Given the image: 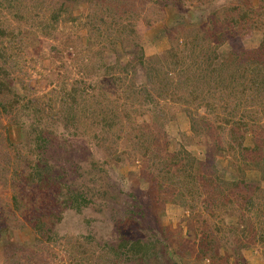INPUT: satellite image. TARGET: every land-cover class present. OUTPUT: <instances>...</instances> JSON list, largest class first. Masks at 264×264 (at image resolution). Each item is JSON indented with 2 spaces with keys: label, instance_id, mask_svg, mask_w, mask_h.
Instances as JSON below:
<instances>
[{
  "label": "rangeland",
  "instance_id": "374dc122",
  "mask_svg": "<svg viewBox=\"0 0 264 264\" xmlns=\"http://www.w3.org/2000/svg\"><path fill=\"white\" fill-rule=\"evenodd\" d=\"M63 1L0 0V25L23 42L0 93V227L8 218L0 264H264V89L240 92L237 76L233 95L219 90L210 66L219 57L215 68L228 79L234 55L258 48L264 0H135L126 9L129 27L118 28L128 49L115 56L103 26L100 40L85 30L93 20L87 0L66 1L68 14L52 22ZM95 53L117 62L116 81L78 71L85 61L98 64ZM149 68L167 77L151 78ZM202 72L192 92L187 78ZM92 85L85 103L73 106L75 125L66 124L62 95ZM14 96L41 115L19 106L9 112L1 104ZM100 113L116 117L109 133L97 125ZM20 125L28 138L42 131L43 147L29 149L45 153L48 170L66 166L68 195L94 192L91 174L101 178L86 208L64 207L65 191L44 201L47 191L29 194L33 185L15 175L26 166L13 156ZM12 198L21 199L20 210ZM141 244L149 250L142 259Z\"/></svg>",
  "mask_w": 264,
  "mask_h": 264
},
{
  "label": "trees",
  "instance_id": "16d2710c",
  "mask_svg": "<svg viewBox=\"0 0 264 264\" xmlns=\"http://www.w3.org/2000/svg\"><path fill=\"white\" fill-rule=\"evenodd\" d=\"M66 1L69 2L72 0L63 1V3L60 4L55 9V11L51 15L52 22H58L59 15L62 13L63 14L67 13V9L65 8V5L67 3ZM134 1L135 0H87L88 5H89L88 17L93 16V20L88 22V24H90V28L86 24L84 28L91 35H95L94 37H92L94 40L95 38L97 40H100L101 39L100 34L103 32L101 26H103L104 31L106 32V35H107L106 38H108V44L111 47L110 50L112 53H115L113 54L114 56L118 55V53H116V50L118 49V47L123 46V52L124 50L127 51L128 49L127 47L125 48V46H127L125 45L126 43V40L124 39L125 37L124 36L122 37V35L118 31V28H120V30L125 32L127 27H129V20H127V23H124L125 18L126 19L129 18L128 15H127L128 18L125 17L127 13L126 9H128L129 4L133 3ZM172 1L181 3L182 0H172ZM111 2H114L119 7L117 9L112 10V8L108 7ZM102 12H104V14H102ZM117 12H120V14L123 13L124 17L117 14ZM128 12H130V10H128ZM115 14L117 15V17H115ZM238 16L239 18H243V15H238ZM113 18H115V20ZM121 19L123 20V22ZM40 33L44 36H50V31H48V27H43ZM28 34H31V33H28ZM31 35L33 36V34ZM18 38H19V33H16L13 28H10V27L6 28L0 25V93L4 92V90L7 89V85L5 84L4 80H5L6 75L8 76V74L11 72L10 67L9 68L6 67L8 60L12 61V64H13V60H12L14 58L13 56L18 54V51L23 50V42ZM13 50L16 51L14 55H13ZM170 53H171L170 50L167 51V54H168L167 56L173 58L174 56H172V54ZM246 53L244 55L242 54L241 57L234 55L235 64H233L232 69L234 68L235 69L233 70L234 73H229L228 79L227 77H222L219 74L220 69H222L220 66H217L215 68L220 58L216 57L214 60L212 59V62L210 63L211 71H212L211 74L218 73L217 80L220 82L219 84L220 86L219 87L217 86V87L219 88V90L222 89L223 91L229 92V94L233 95L235 91L233 90L234 87H231V85L237 82V81H234V79L236 80L237 76H238V82H239V86H238L239 88L237 89L240 92H245L249 90L251 92L255 91V93H258V92L260 93V91L264 89V59H263L264 58V38L262 39L260 45L258 46L256 50H254L252 53L248 52L249 54H246ZM230 54L231 53H229V55ZM224 55L225 56H223V59L226 60L227 54H224ZM245 56L247 58H245ZM99 57H100L99 54L95 53V59L98 61L97 62L98 64H95V62H91L92 60L86 64V61H85V63H81V66L78 65L80 67L78 71L82 73L83 75H86L88 77L92 75L95 78L110 74L109 75L110 79L112 78L111 80L116 81L117 79H114V77L117 76L118 72H114V71L112 72L110 68H112L111 66L113 65H118L117 62L116 61L113 63L108 62V64H106L105 63L106 58L105 59L102 58L101 60V58ZM141 59H142V56L139 58V60L137 57V60L140 61L138 65L142 64ZM73 60L75 62L77 58H74ZM149 69H150L149 72L151 74V78L152 76H154L153 78L163 80L167 77L166 75L163 76V74L160 73L161 69H155V68L153 69L149 68ZM174 71L176 72L177 69H174ZM202 74L203 75H200L199 77L195 79H192L188 76L187 82L194 84V89L192 92L196 90L195 88L196 86H198L199 84L203 82L205 78L204 76L205 74L204 72H202ZM94 86L92 85L89 87H81V89H73L71 92L69 91L64 92V94L62 95V99L64 101V104H63L64 106L62 108L64 115H65L64 120L66 118L67 121H70L69 123H66V124L70 126L75 125L74 123L75 117L71 114L73 106H76L75 104L77 102L85 103V96H88V93H89L88 89H91V91L93 92ZM206 90L208 91L210 89H206ZM253 98L252 100H250V102H253ZM18 99H19L18 97L14 96L13 99H10L9 101L10 103H8V105H4V104H1V105L4 108H9V112L12 111V108H14V106H19L20 109L23 108L24 110H27V111H33L34 115L36 116L41 115L42 111L40 107H30L28 105L20 106L22 100L19 101ZM3 110L5 112H8V110L6 109H3ZM114 119H116V117L111 115L110 113H100L97 119L99 121L97 125L101 129H104L103 132H105V134L109 133L116 126V121ZM20 124L22 123L20 122ZM240 125H245V124L241 122ZM20 126L23 131L22 140H21L22 144L21 146H19V149L13 153V156H15V159L17 161H20L26 164V166L23 169L15 168V175H17V177L23 176V180L25 182H27L30 185H33L31 187V190L29 189H25V190H29V194H32V195L41 190L47 191L48 192L47 195H45L44 192L41 194L40 197L43 199L42 201L51 198V196L52 197L61 196L64 194L63 191H65L66 192V194L64 195L65 200L62 201L64 207L67 206V208H74V210L86 208L90 204L92 199L99 195L98 187L100 185L101 178L96 173L91 174L92 177H95L94 179L95 181L93 180L94 185L97 186L98 184L94 192L83 194V193L76 192L75 190H73L68 195L67 194L68 185L63 184V183L61 184V182L65 183L67 178L70 177L68 175V172L65 170L67 169L66 166H64V168H62L59 172H56L54 170L52 171L48 170L47 169L48 164L44 158L45 153L42 151H38L37 149H33V150L29 149L30 146H33L35 144H37V148L43 147V143L47 140H45V138L41 135L42 131H40L39 133L36 130H34V132H36L38 135L36 134L37 136L34 135L35 137L28 138L29 136H26L27 134H25V131L22 125ZM91 126L92 125H90V127ZM98 146H99V149L103 151L105 150V147H103L102 145H98ZM5 160H6L5 166L7 167L8 166L7 157H4V161ZM95 162H97V160L94 159L92 161V157H90V159L87 161V164L89 165V167H91L92 165H94ZM80 165H81L80 163L76 164V166L79 168V174H82ZM29 166H30V170L28 171ZM57 187H58V190H57V193L55 194L54 189H57ZM47 196H50V197L47 198ZM21 199L19 201L18 200L15 201L12 198V202L14 201L13 203H16L14 207L17 209V211L21 209L20 208ZM8 213H10V211L7 210V214ZM1 216L2 215L0 212V218ZM7 219H8L7 217L2 218V226L0 227L1 232L2 230H4L3 227H5L6 229L8 228L6 227L4 223L6 222L7 224L8 222L6 221ZM260 240L262 241L264 240V235L260 236ZM139 243L140 242H137L134 245L139 244ZM139 246H141V251L137 249L135 251L137 254H139V258L142 259V258L147 257L149 250L145 252L143 251L145 244H141ZM150 247H151L150 245H147V249ZM142 251L144 253H142Z\"/></svg>",
  "mask_w": 264,
  "mask_h": 264
}]
</instances>
